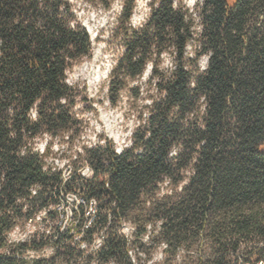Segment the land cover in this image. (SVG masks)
Masks as SVG:
<instances>
[{"label":"trees","instance_id":"16d2710c","mask_svg":"<svg viewBox=\"0 0 264 264\" xmlns=\"http://www.w3.org/2000/svg\"><path fill=\"white\" fill-rule=\"evenodd\" d=\"M120 1L108 100L138 124L121 151L81 148L94 175L65 181L46 158L80 137L67 75L92 38L69 0H0V264H264V0H150L139 27ZM66 192L84 200L72 227L11 239Z\"/></svg>","mask_w":264,"mask_h":264},{"label":"rangeland","instance_id":"374dc122","mask_svg":"<svg viewBox=\"0 0 264 264\" xmlns=\"http://www.w3.org/2000/svg\"><path fill=\"white\" fill-rule=\"evenodd\" d=\"M69 1L74 5L79 22L90 34L94 49L90 59L75 66L67 75V82L74 91L73 116L78 121L80 137L74 144H57L56 142V144L50 145L48 159L56 157L60 159V163L55 166L66 177L75 174L76 169L80 172L81 168L86 165L83 159L74 164V157L77 153L82 152L81 148H92L97 144H102V140L107 138L113 142L117 151H121L131 145L132 133L138 124L137 113L132 109L133 100L126 94L123 95L121 102L116 107H113L108 100L110 73L120 51V46L113 41L111 36L120 14L121 1L116 0L108 11L91 5L86 0ZM149 1L138 0V6L131 21L134 27H139L148 16L147 3ZM184 1L192 8L199 0ZM164 61L166 65L170 64L169 57H165ZM148 74L149 72H146L141 80L142 83L145 82ZM48 141H50L49 136L43 137L39 140L37 148L43 150L46 147L45 149H47ZM76 195L81 198L78 194ZM76 207V203L69 201L64 196L57 206L59 213L55 221L46 217L45 212L42 211L33 222L16 229L12 233L11 239L24 240L35 233L52 236L56 226H59L61 230L68 229L75 222L73 215ZM93 213L94 208L91 205L86 209V217H91ZM122 232L130 235L132 228L124 226ZM74 236L75 240L79 241L82 235L75 233ZM100 242H102V236L98 235L95 237L91 249H98ZM50 255L51 249H48L46 256Z\"/></svg>","mask_w":264,"mask_h":264},{"label":"built area","instance_id":"2783aa9c","mask_svg":"<svg viewBox=\"0 0 264 264\" xmlns=\"http://www.w3.org/2000/svg\"><path fill=\"white\" fill-rule=\"evenodd\" d=\"M85 168H91L88 164H86L84 167L81 168L80 170V174L85 178V179H88V178H91L93 177L94 175V172H93V175H85ZM64 179L65 181H67L68 179H70V177H66L64 174ZM66 196L67 199L71 202H74L77 204V206L79 204H84V200L82 198H78V196L74 193V192H66L62 195V197ZM76 209V208H75ZM46 215V213H45ZM32 222V221H31ZM102 245V242H100V244L98 245V248H100V246Z\"/></svg>","mask_w":264,"mask_h":264},{"label":"bare ground","instance_id":"6f19581e","mask_svg":"<svg viewBox=\"0 0 264 264\" xmlns=\"http://www.w3.org/2000/svg\"><path fill=\"white\" fill-rule=\"evenodd\" d=\"M43 146V145H42ZM39 147V146H38ZM44 147V146H43ZM46 148V147H45ZM43 149V150H40L39 148H37V151L39 152V154L41 156L45 155L46 154V150L47 149ZM60 149V148H59ZM55 157V156H54ZM45 159V158H44ZM60 159H58L57 157L56 158H51V159H48L46 158V162L52 164V166H54V168H52L53 170L56 169V166L55 165H58L60 163ZM48 165V164H47ZM48 168V167H47ZM60 168V167H59ZM46 169V168H45ZM63 173V172H62ZM85 175H93V170L92 168H85ZM63 176V175H62ZM32 193L35 195L36 194V191L33 190ZM61 205V204H60ZM44 212V211H43ZM44 214V213H43ZM62 218V217H61ZM16 231V230H15ZM12 235V234H11ZM10 235V237H11Z\"/></svg>","mask_w":264,"mask_h":264}]
</instances>
